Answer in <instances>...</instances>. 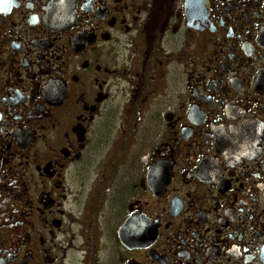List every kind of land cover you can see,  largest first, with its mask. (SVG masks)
Returning a JSON list of instances; mask_svg holds the SVG:
<instances>
[{"label": "flooded vegetation", "instance_id": "1", "mask_svg": "<svg viewBox=\"0 0 264 264\" xmlns=\"http://www.w3.org/2000/svg\"><path fill=\"white\" fill-rule=\"evenodd\" d=\"M0 264H264V0H0Z\"/></svg>", "mask_w": 264, "mask_h": 264}, {"label": "rangeland", "instance_id": "2", "mask_svg": "<svg viewBox=\"0 0 264 264\" xmlns=\"http://www.w3.org/2000/svg\"><path fill=\"white\" fill-rule=\"evenodd\" d=\"M100 169H101V166L98 163L92 164L91 171H95V170L97 171ZM97 182H98V178L96 176H94V174L90 178L86 179V182H85V187L87 188L86 192L83 194L81 193L82 189H84V187L81 189L79 188V190H78L80 192L79 193L80 196H82V200H86V201L89 200V196H92V192H88V191H90V188L95 186L97 184Z\"/></svg>", "mask_w": 264, "mask_h": 264}]
</instances>
